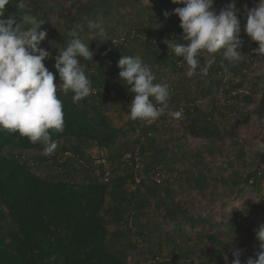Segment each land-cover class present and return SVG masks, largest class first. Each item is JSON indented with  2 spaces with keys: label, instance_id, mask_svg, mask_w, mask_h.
I'll return each instance as SVG.
<instances>
[{
  "label": "trees",
  "instance_id": "1",
  "mask_svg": "<svg viewBox=\"0 0 264 264\" xmlns=\"http://www.w3.org/2000/svg\"><path fill=\"white\" fill-rule=\"evenodd\" d=\"M230 2L214 0L213 8ZM24 3L22 11L6 5L4 18L19 22L28 11L45 20L40 47L50 53L44 63L55 75L64 131L50 130L58 143L50 156L18 132L0 131V264H233L235 249L241 264L258 259L264 56L249 60L245 49L258 42L244 32L246 10L258 0H235L245 59L225 71L218 52L207 76L198 69L191 78L165 43H186L173 12L183 4ZM89 21L102 22L109 39L101 41ZM73 31L93 51L92 61L81 58L93 91L79 105L60 91L54 67ZM122 55L142 57L154 83L169 86L168 108L180 119L167 110L156 122L129 118L134 94L119 77ZM101 153L105 163L96 161Z\"/></svg>",
  "mask_w": 264,
  "mask_h": 264
},
{
  "label": "clouds",
  "instance_id": "2",
  "mask_svg": "<svg viewBox=\"0 0 264 264\" xmlns=\"http://www.w3.org/2000/svg\"><path fill=\"white\" fill-rule=\"evenodd\" d=\"M10 3L18 10L25 9L24 0H0V131L18 132L31 143L41 144V154L50 156L58 147L50 130L64 131V113L62 101L57 97L55 75L44 63L50 53L40 47L47 37V31L42 29L45 20L28 11L22 12L19 22L15 16L4 18L6 5ZM172 3L184 5L173 12L180 19L186 43H170L171 40L165 43L169 53L181 57L187 65V77L196 75L198 69L202 76H207L218 52L225 71L245 59L246 55L241 52L243 41L235 0L219 13L213 8L214 0H172ZM164 15L167 17L169 13L165 11ZM89 27L101 41L109 39L102 22L89 21ZM244 32L258 42L255 53L264 56V0H258L256 7L246 10ZM71 35L72 39L58 49L54 67L60 91L65 95L71 92L72 102L79 105L93 91L90 74L81 63V58L92 61L93 51L77 32ZM202 57H209L203 66ZM117 66L119 77L134 94L128 105L131 120L156 122L166 110L173 119L182 117L181 111L168 108L169 86L154 83L156 77L142 57L122 55ZM115 93L110 91L112 95ZM256 235L261 251L258 259L248 258L247 264H264V223L256 229ZM233 255L237 257L233 264H241L239 249L233 250Z\"/></svg>",
  "mask_w": 264,
  "mask_h": 264
},
{
  "label": "built area",
  "instance_id": "3",
  "mask_svg": "<svg viewBox=\"0 0 264 264\" xmlns=\"http://www.w3.org/2000/svg\"><path fill=\"white\" fill-rule=\"evenodd\" d=\"M258 48V47H257ZM256 48H251V49H245V54L249 57V60H251L252 62H254V56L255 55H258L255 53V50ZM97 162L99 163H105V159L103 157V154L101 153V157H98L96 158ZM264 167V165H262V168ZM135 182H138V177H135ZM135 185L134 184H131L130 185V189H134Z\"/></svg>",
  "mask_w": 264,
  "mask_h": 264
},
{
  "label": "rangeland",
  "instance_id": "4",
  "mask_svg": "<svg viewBox=\"0 0 264 264\" xmlns=\"http://www.w3.org/2000/svg\"><path fill=\"white\" fill-rule=\"evenodd\" d=\"M113 94H114V93H113ZM94 157H95V155H94ZM106 166H107V165H106ZM107 175H109L108 172H107Z\"/></svg>",
  "mask_w": 264,
  "mask_h": 264
}]
</instances>
